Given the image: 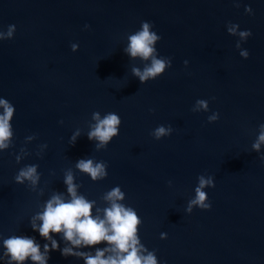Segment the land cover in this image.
<instances>
[{"label": "water", "instance_id": "water-1", "mask_svg": "<svg viewBox=\"0 0 264 264\" xmlns=\"http://www.w3.org/2000/svg\"><path fill=\"white\" fill-rule=\"evenodd\" d=\"M142 22L160 37L154 55L170 61L143 83L133 69L151 58L126 51ZM0 99L15 109L0 149V264H17L4 247L13 235L33 238L41 254L47 244L46 264L113 254L105 242L40 237L48 200L70 199L68 173L93 218L104 219L107 193L120 188L117 203L136 211L143 255L157 264H264V143L253 148L264 132V0H0ZM96 112L121 120L99 148L88 139ZM159 126L171 131L156 139ZM81 159L104 162L106 175L93 180ZM33 165L36 184L17 183ZM200 176L214 185L202 189L210 208L188 211Z\"/></svg>", "mask_w": 264, "mask_h": 264}, {"label": "clouds", "instance_id": "clouds-1", "mask_svg": "<svg viewBox=\"0 0 264 264\" xmlns=\"http://www.w3.org/2000/svg\"><path fill=\"white\" fill-rule=\"evenodd\" d=\"M150 27H152L150 23L142 22L141 30L129 37L130 44L126 49L127 53L133 58L137 56L143 60L151 58L150 66H146L142 72L139 69H133V75L139 77L141 83L157 77L164 72L166 66H170L169 60L154 55L155 49L152 45L160 37L155 32L150 31ZM14 31L15 26L9 25L8 37H11ZM230 32L234 34L235 28L230 29ZM248 35H251L249 31L240 33L242 39ZM75 47L73 45V51H75ZM241 56L247 58L248 53L241 52ZM197 103L201 108L207 109L206 101L201 100L197 101ZM0 107L4 109L3 114L0 115V149H3L8 147L6 141L12 136L9 121L15 109L4 99H0ZM93 119L97 123L88 133V139L92 140L95 138L98 140L100 143L97 147L99 148L118 134L121 120L116 113L112 112L106 114L103 119L100 118L98 112L93 113ZM210 119H215V116L210 117ZM170 131V128L166 129L164 126H159L155 129L154 136L159 139ZM260 143H264V132L261 133L258 142L253 145V148L258 150ZM76 167L81 172L89 174L93 180L106 175L104 162L94 164L91 159H81L77 161ZM15 179L17 183L29 180L35 185L39 179L36 175V166H28L22 169ZM64 183L67 185L70 199L65 202L62 195L54 194L48 200L43 213L37 216V219L42 221L38 229L40 237L50 240V232L53 234L62 232L64 239L72 244L73 247L82 245L91 247L101 242L111 246L110 250L113 254L106 258L104 253L109 251V249H98L95 256L79 254L85 255V264H157V259L153 252L143 255V252L147 250L140 244L137 236V225L140 220L136 211L131 207L117 203V201H121L124 198V193L119 187L113 188L107 193L105 199L110 201L111 204L109 208L104 210V219H100L99 217L93 218L91 215L92 202L83 196L77 195L76 185L73 184L71 173L66 175ZM205 186L213 187L212 179H205L200 176L199 186L195 190L196 198L190 202L188 211H191L193 205L205 210L210 208L209 203H204L207 195L202 189ZM32 229L33 231L37 230L35 224H32ZM51 244V250H57V242L52 240ZM4 247L7 250L6 254L11 257V261H15L17 264L29 257L34 264H46V253L49 251L48 245H44V254H41L40 246L35 243L33 238L13 235L4 240ZM61 255L67 257L77 255V253H74L72 248H64L61 250Z\"/></svg>", "mask_w": 264, "mask_h": 264}]
</instances>
